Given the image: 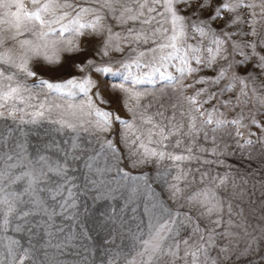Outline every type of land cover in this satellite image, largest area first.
<instances>
[{"label":"snow or ice","instance_id":"6c2138e0","mask_svg":"<svg viewBox=\"0 0 264 264\" xmlns=\"http://www.w3.org/2000/svg\"><path fill=\"white\" fill-rule=\"evenodd\" d=\"M249 185L264 0H0V264H94L89 199L121 237L100 264H264Z\"/></svg>","mask_w":264,"mask_h":264},{"label":"rangeland","instance_id":"374dc122","mask_svg":"<svg viewBox=\"0 0 264 264\" xmlns=\"http://www.w3.org/2000/svg\"><path fill=\"white\" fill-rule=\"evenodd\" d=\"M120 55V54H117ZM112 79L114 82H118L115 80V78H110ZM37 131L39 132H43V128L37 129ZM29 139L32 141L33 144L38 142V138L33 135L30 136ZM249 191L247 193V195L245 196V198L242 201H238V203H241V205L245 208V213L247 214L248 212V196H251V200L253 202V206L254 207H258L259 205V201L261 199H264V197H261V191H264V189L260 188V186H257V189L255 191V195L251 194V188L250 185L246 186ZM143 197H141V207L138 209V212H142V207H143ZM109 202L107 201H98L95 202V204L93 203V201L91 199L87 200V212H84V206L81 205V223H83L88 229H89V234L91 236L90 240H86L85 243H87L89 245L90 248H92L94 250V252L96 253L94 259V264H100L101 259L104 257V250L108 249V248H114L116 245H120L121 244V237L119 235V229H118V225H112V224H101V221L104 218V213H106L107 211V205ZM113 203H116L118 205L122 204V201H115ZM132 213L131 211H129L126 216L125 219H129L131 217ZM59 221V218H57ZM64 223L70 224V221H64ZM134 223V222H132ZM128 225H125V227H127ZM113 228H116L117 231L113 232ZM68 231V229L66 228L65 233H60L56 236V238L53 239V243L58 242ZM113 236L115 237V244L109 243V241H111L113 239ZM47 240L46 237L42 236V239L40 242H45ZM73 243H79V240L74 241ZM128 241L127 239H125L123 241V244H127ZM244 246V242L240 241V247L242 248ZM43 251V250H41ZM48 252L50 253H56L57 250L54 248H48L47 249ZM77 251V249L72 248V247H68L66 249H61L59 250V254L56 256L57 260H65V261H76L79 260L80 257L75 255L74 253Z\"/></svg>","mask_w":264,"mask_h":264}]
</instances>
